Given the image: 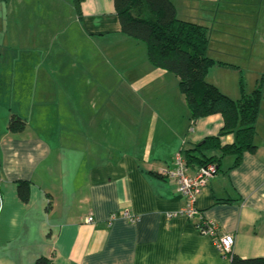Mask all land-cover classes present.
Masks as SVG:
<instances>
[{
	"label": "crops",
	"instance_id": "obj_1",
	"mask_svg": "<svg viewBox=\"0 0 264 264\" xmlns=\"http://www.w3.org/2000/svg\"><path fill=\"white\" fill-rule=\"evenodd\" d=\"M170 2L207 29L208 58L237 68L213 65L208 84L231 100L240 76L246 93L260 86L255 153L233 167V155L205 152L217 172L198 215L169 217L182 200L160 172L215 137L221 116L190 125L178 79L121 33L113 0H0V264H229L201 222L232 237V256L264 258V0ZM122 210L137 221L107 225Z\"/></svg>",
	"mask_w": 264,
	"mask_h": 264
},
{
	"label": "trees",
	"instance_id": "obj_2",
	"mask_svg": "<svg viewBox=\"0 0 264 264\" xmlns=\"http://www.w3.org/2000/svg\"><path fill=\"white\" fill-rule=\"evenodd\" d=\"M114 14L121 33L145 47L150 65L178 79V91L183 96L189 113L190 125L199 119L218 114L222 127L215 137L205 138L194 147L184 151L183 157L189 169L209 163H217L205 152L217 150L222 156L233 155V167H237L244 153L254 154L255 122L262 99L260 86L246 93L242 77L238 80L239 98L231 100L205 81L213 65L237 69L216 63L207 57V29L176 18L170 0H113ZM8 130L18 133L23 123L11 118ZM231 134L234 141L229 146H220L219 138ZM17 195L23 203L28 200V183L17 184ZM33 264H52L40 257ZM229 264H264V258L239 259L229 256Z\"/></svg>",
	"mask_w": 264,
	"mask_h": 264
},
{
	"label": "built area",
	"instance_id": "obj_3",
	"mask_svg": "<svg viewBox=\"0 0 264 264\" xmlns=\"http://www.w3.org/2000/svg\"><path fill=\"white\" fill-rule=\"evenodd\" d=\"M216 172L217 167L215 163H209L190 171L185 164L182 152H176L173 155L171 167L160 172L163 178L174 183L176 193L182 200V206L179 210L176 213L170 214L169 217L177 215L186 220L195 218L198 215L195 207L196 197ZM116 218H123L129 223L137 221V217L130 215L127 210H122L121 213L111 214L107 220V225ZM93 221L91 216L85 219L86 224H92ZM197 228L200 234L208 236L213 240L217 252L222 257L229 258L232 248V237L230 235L218 232L217 227L211 222H201Z\"/></svg>",
	"mask_w": 264,
	"mask_h": 264
},
{
	"label": "rangeland",
	"instance_id": "obj_4",
	"mask_svg": "<svg viewBox=\"0 0 264 264\" xmlns=\"http://www.w3.org/2000/svg\"><path fill=\"white\" fill-rule=\"evenodd\" d=\"M263 42H264V40H263Z\"/></svg>",
	"mask_w": 264,
	"mask_h": 264
}]
</instances>
